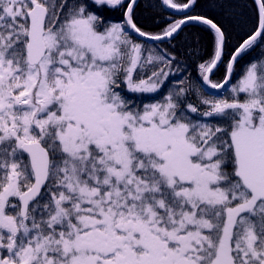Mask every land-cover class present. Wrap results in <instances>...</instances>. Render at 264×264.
Segmentation results:
<instances>
[{
    "label": "snow or ice",
    "instance_id": "obj_1",
    "mask_svg": "<svg viewBox=\"0 0 264 264\" xmlns=\"http://www.w3.org/2000/svg\"><path fill=\"white\" fill-rule=\"evenodd\" d=\"M145 7L0 0V264H264V0Z\"/></svg>",
    "mask_w": 264,
    "mask_h": 264
},
{
    "label": "trees",
    "instance_id": "obj_2",
    "mask_svg": "<svg viewBox=\"0 0 264 264\" xmlns=\"http://www.w3.org/2000/svg\"><path fill=\"white\" fill-rule=\"evenodd\" d=\"M140 2H141V8L139 9V11L141 12V18H142V20H147L152 15H154L155 13L150 11L149 9H147L145 7V4H146V2H148V0H140ZM153 2H154V0H153ZM117 16H118V14H117ZM113 18L115 19L116 17H113ZM191 71L195 72V65L194 64L192 65Z\"/></svg>",
    "mask_w": 264,
    "mask_h": 264
}]
</instances>
